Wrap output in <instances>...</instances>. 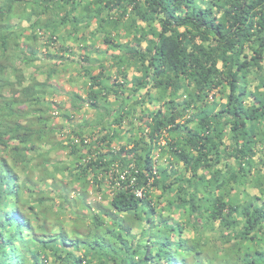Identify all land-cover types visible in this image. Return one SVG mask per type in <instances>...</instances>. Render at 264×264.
Wrapping results in <instances>:
<instances>
[{"label": "trees", "instance_id": "1", "mask_svg": "<svg viewBox=\"0 0 264 264\" xmlns=\"http://www.w3.org/2000/svg\"><path fill=\"white\" fill-rule=\"evenodd\" d=\"M0 264H264V0H0Z\"/></svg>", "mask_w": 264, "mask_h": 264}, {"label": "rangeland", "instance_id": "2", "mask_svg": "<svg viewBox=\"0 0 264 264\" xmlns=\"http://www.w3.org/2000/svg\"><path fill=\"white\" fill-rule=\"evenodd\" d=\"M106 56H108V52L106 51H102ZM65 56H68V54H66ZM38 65V64H35ZM76 68H80L81 65H75ZM74 67V68H75ZM38 67L33 68L30 67L27 72L30 73H35V75L37 76V80L41 81L44 80L45 76H42L41 74H39L38 72ZM73 68V66L71 67H64V69H59L58 74H54L53 77H51L50 81L48 82L50 85H52L56 90L57 93H55L54 96H52L51 98L47 99V102L51 103V105H54V107H50V111L55 113H60L62 112L61 110H71V106H70V100H69V93L70 92H80L81 94H83L81 91L84 90V85L82 81L81 83L76 84L77 82L80 81H76L77 75L75 73V71H71ZM84 75V72H83ZM114 72L112 75V78L110 79L111 81L113 80V76H114ZM131 75V73H129V76ZM217 95V92L215 93ZM127 94H123L120 95V97L125 98L127 97ZM109 102L112 104L113 102V97L109 98ZM159 107V104L155 103H146L144 104V111L148 112L151 109H155ZM139 109L136 110V115H139ZM67 113V112H66ZM61 113V115L58 117H56V119L53 121V126H60L61 125V132H66L69 130V122L71 125H80L82 122L84 121H89L91 119H93L95 117V112L92 110H88V107H86V105H84V108H81L79 110H76L75 112H73V114L71 115L70 113L68 114H64ZM128 119H125L122 123V125L124 127H128V123H127ZM138 123L137 120L134 121V124L136 125ZM105 124V123H104ZM65 127V128H64ZM115 127V126H114ZM64 128V129H63ZM129 128V127H128ZM100 128H97L96 130H98ZM82 131L83 130L82 128ZM165 136V135H164ZM62 137H59L58 139H61ZM123 139H121L120 141H122ZM52 142H48V145H51ZM161 144H164V141H161ZM114 147H116V145H113ZM70 160V158L67 156V154L65 153V151L60 150V149H56L55 151L51 152L49 155V164H47L46 168L48 170H50V166H54L53 164H58V162L61 163H68ZM40 159L36 158L33 161V165L36 164L37 167H41L42 165L40 164ZM49 181V180H48ZM68 182L71 183V186L74 187H78L80 186V183H78V180L73 177L71 179L67 180ZM156 194H159V191L155 192Z\"/></svg>", "mask_w": 264, "mask_h": 264}, {"label": "clouds", "instance_id": "3", "mask_svg": "<svg viewBox=\"0 0 264 264\" xmlns=\"http://www.w3.org/2000/svg\"><path fill=\"white\" fill-rule=\"evenodd\" d=\"M51 113H53V112H51ZM54 114V113H53ZM55 114H57V113H55ZM65 128V127H64ZM63 128V129H64ZM62 130V129H61ZM59 137H62L61 139H59V140H63V144L66 146L67 144H78L79 143V140H78V142L77 143H75L74 142V140L75 139H77V137L76 136H72L71 134H70V132H69V130L68 131H66V132H60V135H59ZM58 137V138H59ZM67 138H69V140L67 139ZM84 140H86V139H84ZM103 152H106V150H103ZM113 168H118L116 165L113 167ZM110 169H112V168H110ZM109 169V170H110ZM109 170H106V171H102V172H100L98 175H97V177H96V180L98 181V182H103V186H104V194H103V196H112V194H113V191L114 190H118L119 188H114V186H113V184L114 183H112V182H110L109 180H108V178L104 175V173L105 172H108ZM89 176V178L91 179V177H92V175L90 174V175H88ZM91 182H90V184L92 185V183H93V180H90ZM97 188H98V185L97 184H93V187H91L90 189H89V200L90 201H95V200H99L100 198H101V194L97 191Z\"/></svg>", "mask_w": 264, "mask_h": 264}, {"label": "built area", "instance_id": "4", "mask_svg": "<svg viewBox=\"0 0 264 264\" xmlns=\"http://www.w3.org/2000/svg\"><path fill=\"white\" fill-rule=\"evenodd\" d=\"M74 142L77 143L78 139H75ZM104 175L110 182L114 183L113 186L116 189L121 187L125 182L124 173H121L118 168H112L108 172H105ZM136 195L141 196V191H136Z\"/></svg>", "mask_w": 264, "mask_h": 264}]
</instances>
